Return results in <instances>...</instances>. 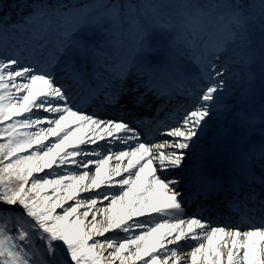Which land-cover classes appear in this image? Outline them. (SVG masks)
Masks as SVG:
<instances>
[{"label":"snow or ice","instance_id":"1","mask_svg":"<svg viewBox=\"0 0 264 264\" xmlns=\"http://www.w3.org/2000/svg\"><path fill=\"white\" fill-rule=\"evenodd\" d=\"M88 6L71 0H22L15 21L0 15V40L10 38L11 48L20 51H0V264H264V178L258 181L259 191L251 188L249 153L236 154L228 184L234 193L229 209L247 227L187 214L177 174L190 153L201 148L208 118L222 111L227 68L218 70L214 61L224 48H206L210 59L200 74L199 91L187 90L191 103L170 113L173 120H152L162 139L149 142L139 125L123 118L131 110L122 101L132 95L133 107H139L147 91L155 89L144 84L146 92L134 95L139 86L128 87L130 72H118L110 58L98 60L97 47L77 39L75 29L57 23L52 69L41 67L42 51L34 63L24 56L32 41L41 50L49 47L53 21L80 15ZM105 7L121 23L132 19L123 4ZM182 7L180 23L199 24L206 36L227 21L234 35L247 38L254 19L240 0ZM26 8L31 9L27 15ZM134 8L136 17L149 10L159 15L155 4L143 11ZM259 17L264 25V0H259ZM142 26L138 51L150 69L145 57L155 49L147 43L149 27ZM166 26L163 21L155 25ZM74 53L91 63V72L87 62H73ZM260 59L264 64V42ZM69 65L86 86L90 106L119 111V118L80 106L77 91L57 75ZM199 176L224 186L203 172Z\"/></svg>","mask_w":264,"mask_h":264},{"label":"rangeland","instance_id":"2","mask_svg":"<svg viewBox=\"0 0 264 264\" xmlns=\"http://www.w3.org/2000/svg\"><path fill=\"white\" fill-rule=\"evenodd\" d=\"M106 2L107 0H96L93 6L85 8L76 18L70 16L60 21H53V30L47 36L49 47L41 50L38 48V41H32L23 49L24 56L28 57L29 62L34 63L35 59L39 57L38 53L41 56L40 51H42L41 67L44 70L52 69L54 61L51 52L58 46L54 29L57 23H60L65 30L75 29L74 35L80 41L96 46L99 50L98 60H103L106 57L110 58L115 62L118 72H130L128 77H136L132 83L139 86L138 92L134 94L138 95L142 87V89H145L143 85L147 84L149 87L150 83L148 76L150 72L143 62L141 53L138 51L141 34L144 31L142 25H147L149 27L147 43L150 48L155 49L154 52L146 55L147 65L153 59L158 60L160 58L162 64L167 61L166 64L171 66L175 73L169 74L168 78L160 77V80L167 82L166 86H172L170 91L174 87L177 88L179 98H185L187 101L183 105L175 102L173 107L169 109V113H172L174 110L180 109L181 106L186 107L191 103L186 92L189 89L193 92H198L197 83H203V80L200 79V74L208 67L210 59L206 48H215L220 45L224 50L219 53V59L214 62L219 66L218 70L227 68L222 77L225 81L224 97L221 105L222 111L219 114L214 113L208 118V128L200 141L201 148L194 153H190L188 158H186L185 169L180 170L183 172L181 175L177 171L181 183L187 182V174H193L191 169L187 170V166L191 167L197 164L199 151L213 147L210 144L215 139H218L214 134L229 135L234 140L238 138H243L245 139L244 141L252 140L253 143H257L259 139H264V64L261 63L260 59L262 42H264V25H262L259 17V0H248L246 9H248L249 14L254 19L247 27V38L243 35H234L229 30L227 21H222L211 36L204 35L200 31L199 24L182 25L180 23L184 19L180 15L183 11L182 6L184 4L197 3L196 0H144V8L147 5L155 4L158 6L159 15L149 10L148 15H141L138 18L135 15L132 16V19L127 21L126 26H123L124 23H121L114 14L106 12ZM224 3L231 2H220V4ZM205 5L214 4L206 2L201 7L203 8ZM161 21L166 23L167 26L164 28L155 27ZM123 27L124 29L126 28L127 34ZM36 31H41V26H38ZM9 39L0 40V51H4L6 55H20L19 50L11 48ZM72 60L77 65L84 64L85 61L79 53H74ZM87 63L91 72L92 65L90 62ZM177 73H182L183 77L193 75L194 79L176 76ZM57 75L61 77V83L70 84L77 91L78 98H82L83 89L80 87L81 83L73 72L71 65L58 70ZM129 81L130 79L128 80L127 78V84ZM147 94V96L152 95L148 92ZM169 95L171 94H167L165 98L161 96L159 102H155L151 106L153 110L151 109L146 117L142 121L140 120L139 126L141 128L149 124L145 130L140 129L143 138L148 133V129H151L149 134L153 139H162V137H157V127L156 124L152 123V120L156 117H161L160 119L163 120H173L165 116L168 109H162L165 104L170 103ZM150 96L144 97L142 105L150 100ZM84 98L85 96L80 100L83 101ZM122 103L126 104V110H131V115L134 111L133 96L130 95ZM85 104L86 110L95 111V108L92 105L90 106L88 99ZM176 107L177 109H175ZM104 111L107 112V115H103V112L97 113L106 118H119L121 116V113L116 110L108 109ZM130 115H125L123 118L125 119ZM135 122L137 121L135 120ZM230 124L231 126H229ZM234 124H237V126L235 127ZM232 125H234V128ZM237 128L241 129L236 130ZM249 168L255 169L264 178V166L259 167L254 162H251ZM104 203L106 204L107 202ZM57 212H60V209H57ZM193 243L195 242L192 241L189 245Z\"/></svg>","mask_w":264,"mask_h":264},{"label":"bare ground","instance_id":"3","mask_svg":"<svg viewBox=\"0 0 264 264\" xmlns=\"http://www.w3.org/2000/svg\"><path fill=\"white\" fill-rule=\"evenodd\" d=\"M38 55L40 57V53H38ZM163 62H164V60H163ZM84 63H86V60L84 61ZM166 63H167V61H165L162 64L160 58L158 60L153 59L148 63V65L151 66L150 69L148 68V70L150 72V74L148 75L149 76V82H150L149 88L155 89V92L149 91L150 94H152L150 96V100L147 103H145L144 105H140L137 108V111L128 117L127 120L129 122H132L134 127L138 125L135 122V120H140L137 118H144L148 114V107L147 106L149 105V103L153 100L155 102L159 101L161 96L165 98V96L168 94L167 92L170 90V88H172L171 85H168V87L166 86L167 82H165L164 80H160V77L164 76V77L168 78L167 76L169 74L175 73L173 68L171 66L167 65ZM176 76H182L183 77V74L177 73ZM183 78H185V79L188 78V79H192V80L194 79L193 75H188V76H185ZM129 79H130V81L128 83V87L132 88V87L136 86V84L132 83L136 79V77L132 78V76H130V77H128V80ZM80 87H82V89H83L82 98L84 96L86 97L85 99H83V101L80 100L82 98L79 99L80 100V106L82 105V107L85 109V105H86L85 103H86V100L88 98V92H87L85 85L80 84ZM142 88L140 89L139 94L143 93L146 90V88L145 89H142ZM174 95H175L174 97L169 95L168 99L171 102L169 104H165L164 108L166 107L169 110L173 107L175 102H177V103L179 102L180 99L177 97L178 95L177 94H174ZM145 98H147V96ZM162 103H164V102H162ZM92 107H95V106L92 105ZM98 110L100 111L101 109H96L95 111L98 112ZM160 120H162V119H160ZM234 125H235V127L237 126V124H234ZM234 125H232L233 128H234ZM146 126L147 125L143 126V128H141L139 126V129L144 130V129H146ZM229 126H231V124ZM240 129L241 128H237L236 130H240ZM226 130H228V129H226ZM214 136L217 137L218 139H215L210 144V145H213V147L210 149H204V151H202V150L199 151V155H198L199 157L197 158V160H198L197 164L194 166H191V167L187 166V170L191 169L193 174L192 175L187 174V178H186L187 182L181 183V186H182L183 191L185 192V195L187 198V204H186L187 213H189L190 215L198 208H202V209H201V211H196L195 213L202 215V216H204V214H206L210 210L216 211L217 209H219V206H221V208H223L221 201H219L217 203L213 202V200L215 199V195L212 194V193H214L213 187H215L217 185L208 183L206 180H204L203 178H201L199 176V173L203 172L209 177H213L214 173L219 174L220 175L219 179L221 181H223L224 186H225L222 188H226V186L229 184V182L231 181L232 177L235 174L233 172V167L237 163L236 154L241 150H246L249 153L250 162H251V160L252 161L255 160V157L260 156L261 148H264V139H259V141L257 143H253L252 140L244 141L245 139H243V138H238V139L234 140L231 138V136H229V135L225 136V135L220 134V133L214 134ZM147 138H148L149 142L153 141L152 137L148 136ZM228 143H232V144H228ZM215 149H216V151H214ZM263 160L264 159H262L261 161H263ZM184 169H185V167L182 170H184ZM177 171H179L180 175L183 173L180 170H177ZM190 178L192 179L191 181H190ZM247 180L249 182L252 180L258 182V180L255 178V176L251 174V170L248 171ZM186 190H187V192H186ZM196 202H197V205H195ZM202 203L205 204L206 206L202 205ZM219 211L221 214L227 215L230 210H227L225 213H224V211H221V210H219ZM235 216L237 217V215H235ZM234 222L237 223V221H235V220H234ZM242 223H243L242 221H238L239 225H242ZM241 227H246V226L243 225ZM187 243L190 244V243H192V241H188ZM187 250H190V249H187ZM185 259H187V258L185 257Z\"/></svg>","mask_w":264,"mask_h":264},{"label":"trees","instance_id":"4","mask_svg":"<svg viewBox=\"0 0 264 264\" xmlns=\"http://www.w3.org/2000/svg\"><path fill=\"white\" fill-rule=\"evenodd\" d=\"M96 0H71V3L83 6L85 3H87L90 6H93L95 4ZM187 1H192V0H187ZM198 4L203 5L204 3L208 2L211 4H220V2H226L229 1L231 3H235V0H196ZM29 3L32 2V0H28ZM242 6L247 8L248 6V0H240ZM22 0H0V15H7L12 18L13 21L17 19L18 16V11H19V5H21ZM112 4H123L129 9V16H134L135 15V8L134 6H140L142 11L144 10V0H107L106 5L111 6ZM31 11L30 8H26L24 10V14L27 15L28 12ZM108 13L109 11L106 10ZM110 14H113L112 12H109ZM77 17V16H73ZM140 17V16H139ZM138 18V17H137ZM67 20V19H66ZM127 21H129L127 18L123 22V26H126ZM124 29V27H123ZM126 29V28H125ZM125 33L127 34V30H125ZM122 30V28H121ZM8 39V38H6Z\"/></svg>","mask_w":264,"mask_h":264}]
</instances>
